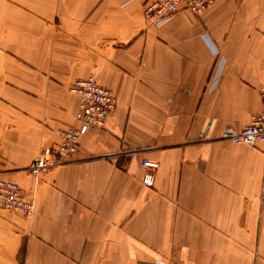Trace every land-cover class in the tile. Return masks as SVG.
Returning <instances> with one entry per match:
<instances>
[{
    "label": "crops",
    "instance_id": "crops-1",
    "mask_svg": "<svg viewBox=\"0 0 264 264\" xmlns=\"http://www.w3.org/2000/svg\"><path fill=\"white\" fill-rule=\"evenodd\" d=\"M145 2L0 0V173L34 204L0 208V264H264V144L221 139L262 108L264 0L161 26ZM89 76L116 108L77 161L30 175Z\"/></svg>",
    "mask_w": 264,
    "mask_h": 264
},
{
    "label": "built area",
    "instance_id": "built-area-1",
    "mask_svg": "<svg viewBox=\"0 0 264 264\" xmlns=\"http://www.w3.org/2000/svg\"><path fill=\"white\" fill-rule=\"evenodd\" d=\"M215 0H149L143 7V16L154 26L163 25L169 18L181 10H188L196 15L202 14ZM71 92L78 97V108L75 124L59 130L60 142L51 150H42L29 168L30 174L40 176L61 165L75 161L82 136L99 129L105 124L106 117L116 107V98L111 90L101 86L93 77L77 80ZM262 108L254 114L250 122L238 131L225 127L221 139L237 145L255 147L264 144V92L261 95ZM147 172L142 178L143 186L151 188L155 176L153 170L159 167L158 162H141ZM0 208L18 211L26 216L34 214V204L25 200L19 184L0 176Z\"/></svg>",
    "mask_w": 264,
    "mask_h": 264
},
{
    "label": "rangeland",
    "instance_id": "rangeland-1",
    "mask_svg": "<svg viewBox=\"0 0 264 264\" xmlns=\"http://www.w3.org/2000/svg\"><path fill=\"white\" fill-rule=\"evenodd\" d=\"M149 0H147V2H148ZM147 2H145V3H147ZM215 2V1H214ZM145 3H144V5H145ZM214 4V3H213ZM212 4V5H213ZM144 5H143V7H144ZM143 7H142V14H143ZM209 8V7H208ZM207 8V9H208ZM188 11V10H187ZM24 12H32L31 10H29V9H27V10H24ZM190 12V11H189ZM146 20V19H145ZM146 22L147 23H149L147 20H146ZM149 25H151V24H149ZM89 77H93V78H95L96 80H97V78L95 77V76H89ZM89 77H87V78H89ZM87 78H81V79H87ZM77 80H80V79H77ZM77 80H75L73 83H72V85L70 86V92H71V88H72V86H73V84L77 81ZM97 82L99 83V81L97 80ZM100 84V83H99ZM101 86H103L102 84H100ZM103 87H105V86H103ZM105 88H107V87H105ZM107 89H109V88H107ZM110 90V89H109ZM72 93V92H71ZM73 94V93H72ZM75 95V94H74ZM76 96V95H75ZM77 97V96H76ZM116 98V97H115ZM116 106H117V99H116ZM77 108H78V97H77ZM116 108V107H115ZM76 112H77V109H76ZM76 112H75V115H74V122H73V124H71V125H69V126H66V127H70V126H73L74 124H75V116H76ZM66 127H63V128H60L59 130H61V129H64V128H66ZM59 130H58V136H59ZM59 142H60V137H59ZM59 142L57 143V144H59ZM57 144L54 146V147H56L57 146ZM54 147H52V148H46V149H42V150H51V149H53ZM42 150H40L39 151V153L42 151ZM79 152H80V141H79V150H78V152H77V155H76V159H75V161H77L78 160V155H79ZM38 153V154H39ZM38 154H37V156H38ZM36 156V157H37ZM36 157L33 159V161L36 159ZM33 161L31 162V164L29 165V167H28V169H27V171L29 172V168H30V166L32 165V163H33ZM75 161H73V162H75ZM73 162H71V163H73ZM68 164H70V163H68ZM65 165H67V164H65ZM65 165H61V166H59V167H62V166H65ZM59 167H57V168H59ZM49 172V171H48ZM2 173V172H1ZM1 173H0V176H1ZM29 174H30V172H29ZM45 174V173H44ZM30 175H32V174H30ZM42 175V174H41ZM32 176H34V175H32ZM2 177V176H1ZM37 177V176H36ZM3 178V177H2ZM7 180V179H6ZM9 181H11V180H9ZM12 182H14V181H12ZM15 183H17V182H15ZM17 184H19V183H17ZM19 186H20V184H19ZM21 187V186H20ZM21 193H22V188H21ZM22 196L24 197V199L25 200H28V201H31L30 199H27L23 194H22ZM32 202V201H31ZM2 209H5V208H2ZM6 210H8V209H6ZM9 211H12V210H9ZM23 214V213H22Z\"/></svg>",
    "mask_w": 264,
    "mask_h": 264
}]
</instances>
